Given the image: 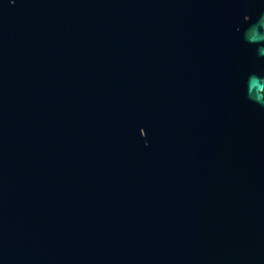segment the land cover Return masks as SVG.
<instances>
[{"label": "water", "instance_id": "1", "mask_svg": "<svg viewBox=\"0 0 264 264\" xmlns=\"http://www.w3.org/2000/svg\"><path fill=\"white\" fill-rule=\"evenodd\" d=\"M263 88L264 0H0V264H264Z\"/></svg>", "mask_w": 264, "mask_h": 264}, {"label": "trees", "instance_id": "2", "mask_svg": "<svg viewBox=\"0 0 264 264\" xmlns=\"http://www.w3.org/2000/svg\"><path fill=\"white\" fill-rule=\"evenodd\" d=\"M262 94H263V98H264V88H263Z\"/></svg>", "mask_w": 264, "mask_h": 264}, {"label": "snow or ice", "instance_id": "3", "mask_svg": "<svg viewBox=\"0 0 264 264\" xmlns=\"http://www.w3.org/2000/svg\"><path fill=\"white\" fill-rule=\"evenodd\" d=\"M245 17H247V19H248V18H250V17H249V16H247V15H245ZM245 17H244V18H245Z\"/></svg>", "mask_w": 264, "mask_h": 264}]
</instances>
